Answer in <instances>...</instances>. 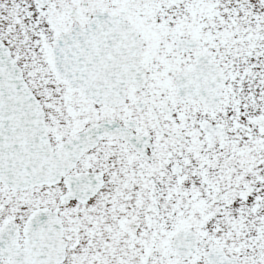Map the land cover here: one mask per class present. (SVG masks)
Returning <instances> with one entry per match:
<instances>
[{"label": "snow or ice", "instance_id": "6c2138e0", "mask_svg": "<svg viewBox=\"0 0 264 264\" xmlns=\"http://www.w3.org/2000/svg\"><path fill=\"white\" fill-rule=\"evenodd\" d=\"M0 264H264V0H0Z\"/></svg>", "mask_w": 264, "mask_h": 264}]
</instances>
